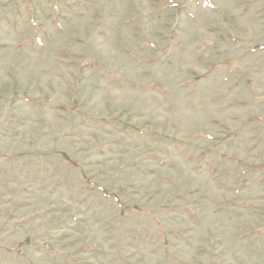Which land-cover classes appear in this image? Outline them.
<instances>
[{
    "label": "rangeland",
    "instance_id": "rangeland-1",
    "mask_svg": "<svg viewBox=\"0 0 264 264\" xmlns=\"http://www.w3.org/2000/svg\"><path fill=\"white\" fill-rule=\"evenodd\" d=\"M0 264H264V0H0Z\"/></svg>",
    "mask_w": 264,
    "mask_h": 264
},
{
    "label": "trees",
    "instance_id": "trees-1",
    "mask_svg": "<svg viewBox=\"0 0 264 264\" xmlns=\"http://www.w3.org/2000/svg\"><path fill=\"white\" fill-rule=\"evenodd\" d=\"M95 184L98 185L97 183H95ZM101 189H102V192L107 193V189H104V188H101Z\"/></svg>",
    "mask_w": 264,
    "mask_h": 264
}]
</instances>
